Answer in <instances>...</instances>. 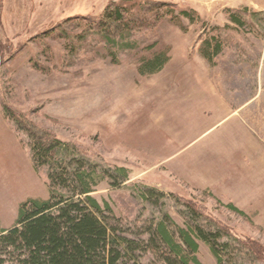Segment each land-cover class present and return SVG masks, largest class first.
I'll list each match as a JSON object with an SVG mask.
<instances>
[{"label":"rangeland","instance_id":"obj_1","mask_svg":"<svg viewBox=\"0 0 264 264\" xmlns=\"http://www.w3.org/2000/svg\"><path fill=\"white\" fill-rule=\"evenodd\" d=\"M152 1L175 10L134 36L114 18L92 21L117 7L137 13L142 0H0V224L10 229L22 203L48 199L29 133H49L91 164L128 171L93 196L134 232L161 221L173 233L222 228L225 264H264L243 246L264 247V0ZM214 39L222 50L209 61ZM157 55L167 63L142 74ZM149 189L164 196L142 199ZM198 243L200 262L217 264ZM157 259L150 251L140 263Z\"/></svg>","mask_w":264,"mask_h":264},{"label":"trees","instance_id":"obj_2","mask_svg":"<svg viewBox=\"0 0 264 264\" xmlns=\"http://www.w3.org/2000/svg\"><path fill=\"white\" fill-rule=\"evenodd\" d=\"M142 1L140 10L134 14H127L129 11L121 7L113 14L107 9L103 17L92 21V28H102L106 20L114 18L130 35L138 36L154 30L166 14L175 10L165 2ZM181 15L190 17L187 12H181ZM232 20L243 25L239 18ZM221 47L218 40L208 41L203 49L204 57L212 61L221 53ZM166 61L164 55H157L145 62L141 73L155 74ZM5 110V114L13 119L11 112ZM29 136L36 173L44 167L48 169L45 178L49 197L46 201L30 199L22 203L18 220L10 229L0 225V264H141L142 256L150 251L163 264H202L197 258L198 241L209 247L217 264H225L223 254L229 245L221 243L226 236L222 228L207 233L200 227L189 226L187 229L176 228L173 233L167 223L161 221L149 223L147 228L134 232L131 225L114 215L108 201L101 204L93 196L96 187L104 181L108 180L115 189L128 182L129 173L125 168L110 173L91 164L79 156L75 148L70 149L49 133L30 132ZM142 195L147 201L155 195L164 196L155 189ZM184 205L192 214L201 215L194 204ZM226 208L245 216L233 204ZM243 246L255 260L264 263L261 244L246 241Z\"/></svg>","mask_w":264,"mask_h":264},{"label":"crops","instance_id":"obj_3","mask_svg":"<svg viewBox=\"0 0 264 264\" xmlns=\"http://www.w3.org/2000/svg\"><path fill=\"white\" fill-rule=\"evenodd\" d=\"M1 225V224H0ZM2 226V225H1ZM3 228V227H2ZM3 229H6V228H3Z\"/></svg>","mask_w":264,"mask_h":264}]
</instances>
